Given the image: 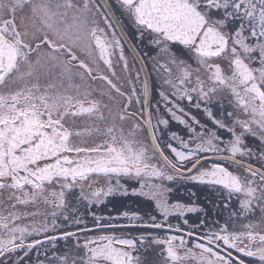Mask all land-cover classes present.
I'll list each match as a JSON object with an SVG mask.
<instances>
[{"label": "snow or ice", "instance_id": "snow-or-ice-1", "mask_svg": "<svg viewBox=\"0 0 264 264\" xmlns=\"http://www.w3.org/2000/svg\"><path fill=\"white\" fill-rule=\"evenodd\" d=\"M0 264H264V0H0Z\"/></svg>", "mask_w": 264, "mask_h": 264}, {"label": "flooded vegetation", "instance_id": "flooded-vegetation-1", "mask_svg": "<svg viewBox=\"0 0 264 264\" xmlns=\"http://www.w3.org/2000/svg\"><path fill=\"white\" fill-rule=\"evenodd\" d=\"M181 192H183V189H181ZM183 198L185 199L187 198L186 193L184 194ZM138 207L141 211H143L145 208H147V205L142 203L135 197L121 198L119 199V202L116 204V207L113 209V214H115L116 212H122L124 210H136ZM105 212H107V209H105ZM32 256H33V260H35V253H32ZM41 258L43 257L41 256Z\"/></svg>", "mask_w": 264, "mask_h": 264}]
</instances>
